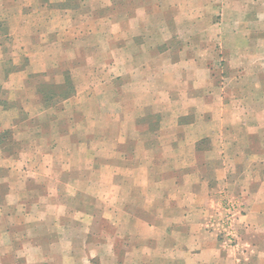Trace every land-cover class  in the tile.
Returning <instances> with one entry per match:
<instances>
[{"label": "crops", "instance_id": "obj_1", "mask_svg": "<svg viewBox=\"0 0 264 264\" xmlns=\"http://www.w3.org/2000/svg\"><path fill=\"white\" fill-rule=\"evenodd\" d=\"M170 5L0 0V264H264V64L224 47L248 31H218L250 4L215 0L219 86ZM223 194L243 200L244 251L208 230Z\"/></svg>", "mask_w": 264, "mask_h": 264}, {"label": "rangeland", "instance_id": "obj_2", "mask_svg": "<svg viewBox=\"0 0 264 264\" xmlns=\"http://www.w3.org/2000/svg\"><path fill=\"white\" fill-rule=\"evenodd\" d=\"M170 1V11H167L168 14L174 18V24L168 20L166 22L167 27L169 30L177 31L182 36V40H178V42L185 43L187 49H185L186 53L184 56L186 58H190L193 60L192 62L195 63H202L206 64L207 67L210 68L209 72L211 75V82L222 83L220 81L219 72H216V66L219 63L216 59V50H221L222 47V40L216 39V30H217V21L216 19L220 16L216 15V7H215V0H168ZM242 1L240 3H244ZM250 8H246L245 6H238L237 9L240 13V18L243 17L244 14L250 10L251 18L249 21H241L238 23H228L224 22L221 26H218V31H228L233 26L234 30L237 32H249L250 38L247 37L239 38L237 40L231 41L228 39H224V47L227 51H231L232 48L237 47L238 49L235 50V56L233 59L240 61V63L247 62L243 60L241 57V53L250 52V54L255 55V62L257 64H264V0H248ZM162 4V1H161ZM172 8V9H171ZM158 12H162L159 10ZM219 14V13H218ZM174 15V16H173ZM216 16H218L216 18ZM156 17H159L157 13ZM164 17L161 14V19ZM220 35V34H219ZM239 42V45H237ZM185 46V45H184ZM183 56V58H184ZM188 56V57H187ZM187 60V59H186ZM185 62H191L186 61ZM222 63L226 64V61H222ZM198 73V72H197ZM238 76L241 73L237 71ZM224 74H231L230 71H225ZM200 79L203 77L199 76ZM199 77L197 79H199ZM254 77L258 78L259 81L264 79V69L257 71L254 73ZM219 78V80H217ZM245 82V81H244ZM262 88V87H261ZM238 89V88H237ZM236 89V90H237ZM258 89H260L258 87ZM216 92H220L217 88H214ZM232 90V89H231ZM241 91L246 94V87H243ZM212 93V91H211ZM263 104H259L262 106ZM87 191H91L94 194H98L102 198H98L96 204L100 206L98 210H101L97 216H94V220H98L96 225H101L100 227L105 228L107 230V214H102L104 211V207L107 208V185L102 182L96 180L95 182L88 184L86 186ZM227 196V195H226ZM229 197V196H227ZM231 198V197H230ZM236 198V197H232ZM243 204V200L240 197H237ZM243 206V216H244V205ZM87 223V222H86ZM242 223V222H241ZM53 229H45L43 233H52ZM242 232V225L240 227V237ZM107 235V234H106ZM17 239H20L16 237ZM51 238H48L50 240ZM242 240V238H241ZM21 241V239H20ZM243 242V241H242ZM119 244V243H118ZM83 253V251L81 250ZM23 253V252H22ZM35 253L33 252L31 255L33 257ZM61 254L60 248L51 247L47 249V256L52 260V262L59 258ZM91 255L95 254L91 251L89 253ZM50 264V263H49ZM90 264H96L95 261H91Z\"/></svg>", "mask_w": 264, "mask_h": 264}, {"label": "built area", "instance_id": "obj_3", "mask_svg": "<svg viewBox=\"0 0 264 264\" xmlns=\"http://www.w3.org/2000/svg\"><path fill=\"white\" fill-rule=\"evenodd\" d=\"M242 205L239 199L223 194L209 220L208 230L216 235L226 249H247L240 237Z\"/></svg>", "mask_w": 264, "mask_h": 264}]
</instances>
